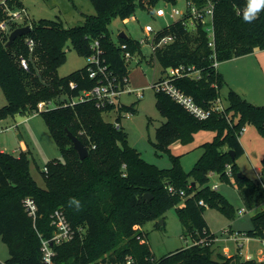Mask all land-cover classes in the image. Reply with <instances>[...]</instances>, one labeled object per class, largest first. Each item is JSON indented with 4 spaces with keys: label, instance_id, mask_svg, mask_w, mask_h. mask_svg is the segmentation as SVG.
<instances>
[{
    "label": "trees",
    "instance_id": "trees-1",
    "mask_svg": "<svg viewBox=\"0 0 264 264\" xmlns=\"http://www.w3.org/2000/svg\"><path fill=\"white\" fill-rule=\"evenodd\" d=\"M91 1L96 14L85 15L83 24L74 27H65L58 20L24 23L12 20L9 12L24 9L23 2H0V23L8 26L7 31L0 30V87L7 100L0 108V121L23 112L40 114L62 155V159L51 160L47 171L41 172L45 183L42 187L31 174L29 151H21L18 156L0 151V237L10 254L0 264H45L42 240L54 234L51 215L57 209L64 211L75 236L69 242L55 245L53 264H93L105 258L122 263L130 257L135 264H264L256 259H243L238 253L214 258L216 234L204 217L207 208L224 212L232 209L227 198L211 184L213 175L231 181L228 166L239 187H255L254 182L240 175L236 160L244 154L240 133L246 123L254 124L264 136V106L254 105L230 90L228 106L224 111L215 110L225 79L213 66V54L220 64L256 49L264 50V9L253 21L246 22L243 14L247 0H215L214 47L209 45L208 33L200 23L196 30L189 31L176 21L157 34V40L166 35L176 36L175 41L156 50L162 73L181 65L200 70L199 79L182 77L174 84L208 111L209 116L200 119L166 92H156L157 108L166 121L156 130L155 147L170 151L176 142H192L199 131L215 133L211 141L201 145V156L186 171L179 155H171L170 168H159L129 144L121 118L123 111L137 112L135 103L99 107L95 100L74 101L82 92L107 81L102 73L91 76L92 64L59 76L68 43L89 57L93 42L99 41L106 74L115 80L114 85L124 88L129 84V61L124 58L122 45L136 56L142 54V43L120 36L119 42L114 41L110 25L116 18L126 20L134 16L137 8L153 13L161 0ZM29 24L30 33L6 47L10 32ZM29 38L34 40L32 50L27 43ZM21 56L27 58L28 69L21 66ZM41 102H54L55 106L41 110ZM114 110L119 112L115 123L105 118ZM67 130L87 147L85 159L80 158ZM230 151L234 152V159ZM262 164L264 169V158ZM146 193L152 195L151 201L144 198ZM26 198H32L38 206L36 220L26 211ZM174 206L185 234L193 243L156 259L144 232L134 226L142 227L148 221L160 219ZM252 221V228L240 232L262 238L264 209Z\"/></svg>",
    "mask_w": 264,
    "mask_h": 264
},
{
    "label": "rangeland",
    "instance_id": "rangeland-1",
    "mask_svg": "<svg viewBox=\"0 0 264 264\" xmlns=\"http://www.w3.org/2000/svg\"><path fill=\"white\" fill-rule=\"evenodd\" d=\"M21 1L25 9V18L18 21L21 23L48 19L61 21L65 27H74L83 24L85 15L96 14L91 0ZM158 6L164 7L168 13L174 6L184 11L187 1L161 0ZM174 21L175 19L169 16L166 19L159 18L154 13L137 8L134 17H130L127 21L120 18L114 19L110 25V31L116 42H119L122 32L128 37L142 42V54L134 56L127 64L129 84L119 98L120 104L129 106L135 103L137 108L136 113L126 111L122 113L121 123L123 129L128 133L129 144L138 149L146 161L159 168H170L173 165L171 155H179L183 168L190 171L202 152L201 145L214 138L213 131H199L192 142L188 144L176 142L171 145L170 151H160L155 147L156 130L166 121V117L157 108V91L153 88V83L161 76L163 67L157 57L153 55L151 42L145 39L146 34L143 28L150 24L156 30H160ZM66 53V59L58 69L60 77L67 76L85 67L88 63L87 57L73 48L71 43H68ZM223 65H225L223 68L227 70L228 75L221 90L220 104L227 107L228 93L230 90H234L248 102L264 106V70L257 58L242 56L220 62V66ZM221 74L223 75V73ZM6 103V97L0 87V108ZM48 106L54 107L55 103L51 102ZM118 114L119 112L114 110L105 118L115 123ZM22 141L27 145L24 151L30 153L31 174L40 186L45 187L41 172L45 170L51 160L62 159V155L40 114L23 112L0 121V148H5L7 152L18 156L22 151ZM240 141L244 148V154L236 160L239 173L254 182L255 187L253 189L248 186L239 187L233 175L229 176L230 182L222 181L217 175H214L211 184H217L218 191L232 205L230 212L216 208H207L204 212L210 229L219 240L227 239L230 236L227 232L228 228L235 231L252 228V217L264 209V187L257 177V173L263 170L264 136L254 124L246 123L240 133ZM134 229L144 232L156 259L193 243L192 239L185 234L176 206L169 208L162 218L148 221L142 227L135 225ZM247 248L252 254L257 255L256 258L264 261V242L261 241V238L252 240L249 247L246 246L244 250H248ZM9 256V248L0 237V261L5 262ZM213 256L217 257L215 253Z\"/></svg>",
    "mask_w": 264,
    "mask_h": 264
},
{
    "label": "built area",
    "instance_id": "built-area-1",
    "mask_svg": "<svg viewBox=\"0 0 264 264\" xmlns=\"http://www.w3.org/2000/svg\"><path fill=\"white\" fill-rule=\"evenodd\" d=\"M187 7L184 11L179 10L176 6H174L171 11L168 13L166 9L162 6H157L153 13L159 17L166 19L167 16L174 18L175 21H180L183 25L189 30L194 31L197 29V24H203L205 30L208 33L210 42L209 45L214 47V12L216 7L215 0H186ZM2 3H5V0H2ZM25 9L10 11L9 15L12 20H21L25 18ZM134 17V16H133ZM127 21V19L125 20ZM170 25V24H169ZM168 26V25H167ZM163 29V28H162ZM160 29V30H162ZM0 30L7 31L8 26L5 22L0 23ZM160 30H156L152 25L147 24L143 31L146 34V40L151 42L152 52L155 55L156 50L162 48L173 41H175V35H166L160 37L157 40V34ZM143 39V40H145ZM27 43L32 50L34 47V40L28 39ZM142 43V42H141ZM126 45H122V49L125 50L124 58L126 61H130L134 58V56L126 50ZM93 53L87 57L88 63L92 64V77H96L98 73H102L106 75V82H101L96 85L91 90H87L81 93L78 98H75L74 101L79 100H95L99 107H105L107 105H119L120 96L126 91V87L128 84L122 88L120 86L114 85V79L109 78L106 74L107 67L102 65L101 55L102 49L100 48L99 41H94L92 44ZM213 66L218 68L219 62L216 59L215 53L213 54ZM20 64L24 69H28V60L25 57L20 58ZM96 67V69L93 68ZM182 77H190L192 79H199L201 77L200 70L196 69L194 66L185 67L183 65L178 67H170L161 74V76L153 83V88L159 92L163 91L169 94L174 100L182 104L189 112L194 114L196 117L200 119H205L209 116V112L200 108L191 96H188L184 92H182L175 84L174 81L182 78ZM71 86L74 87V83H71ZM141 95V94H138ZM47 103L42 102L39 104V109L44 110L48 108ZM217 111H224L225 107L220 104V100L217 102L214 107ZM118 125V124H117ZM45 171L47 168L45 167ZM227 175L232 176L231 167L227 168ZM257 177L259 181L263 184L264 187V169L261 172L257 173ZM213 189H217V185H212ZM170 192H174L173 187H169ZM183 194V192L181 193ZM200 204L204 205L203 201H200ZM24 205L26 211L29 216L36 220L38 215V206L36 202L32 198H26L24 200ZM243 212V211H242ZM52 225L55 227V231L53 236L50 239L42 240V252H43V261L45 264H53V258L55 256V245H61L63 243L71 241L75 236V231L73 230L70 222L68 221L65 213L61 209H57L51 215ZM231 239L237 242V245L240 249L243 248V241H248L251 239L246 233L236 231L231 233ZM261 241L264 242V236L261 238ZM242 254V251H240ZM246 259H253L252 256L247 255ZM93 264H135V260L133 258H127L124 262L118 263L110 261L108 258L100 259L98 262ZM155 264V263H151Z\"/></svg>",
    "mask_w": 264,
    "mask_h": 264
},
{
    "label": "crops",
    "instance_id": "crops-1",
    "mask_svg": "<svg viewBox=\"0 0 264 264\" xmlns=\"http://www.w3.org/2000/svg\"><path fill=\"white\" fill-rule=\"evenodd\" d=\"M245 57H254V58H257V60L259 61V64L260 66L262 67V69L264 70V50H261V49H256L253 53L249 54V55H246ZM225 65H223L222 67L220 66V64L218 65V70L220 73H223V77L225 78V80L227 79V75H228V72L225 68ZM227 81V80H226ZM21 149L22 151H24L27 147V145L22 141L21 142ZM0 151H6L5 148H0ZM203 152V151H202ZM201 152V154H202ZM201 154H199L198 156V159L199 157L201 156ZM197 159V160H198ZM214 177V175L212 176V178ZM212 180V179H211ZM212 182V181H211ZM212 185H217V184H212ZM218 190V185H217V189ZM183 206V204H182ZM209 226V225H208ZM210 228V227H209ZM250 229V228H249ZM247 229V230H249ZM211 230V229H210ZM247 230H237V231H247ZM212 231V230H211ZM227 232H229V237L227 239H223V240H219L217 237L215 238V242L213 244V249H214V253L216 254V256H220V255H223V256H227V257H230V256H233L235 254H240L242 256L243 259H246V256L247 255H250L252 256L253 259H256V260H259V261H263L261 259H258L256 258L257 255L255 254H252L250 251H249V248H247L248 250H244L246 248V246L249 247V244L251 243L252 240H259V238H251L249 239L248 241L244 240L243 243H244V246L242 249H240L237 245V242L236 241H233L231 239V233L233 232H236L235 230H232L231 228H228L227 229ZM214 233V232H213ZM231 245V246H230ZM232 249V250H231ZM240 251H242V254L240 253ZM258 254V253H257Z\"/></svg>",
    "mask_w": 264,
    "mask_h": 264
},
{
    "label": "water",
    "instance_id": "water-1",
    "mask_svg": "<svg viewBox=\"0 0 264 264\" xmlns=\"http://www.w3.org/2000/svg\"><path fill=\"white\" fill-rule=\"evenodd\" d=\"M31 30H32V26L29 24V25H24V26L18 27L16 29H14L13 31H11L9 34V39L6 43V47H9L16 40V38L22 37V36L30 33ZM120 37L128 38V36L124 32H122L120 34ZM67 132H68V136L71 139L73 146L77 150L80 158L85 159L88 156L87 147L82 143V141L78 137H76L74 134H72V132H70L69 130H67ZM229 153L231 154L232 158L234 159L235 158L234 152L230 151ZM144 198L148 201H151L152 195L150 193H146L144 195ZM161 222H163V221H161Z\"/></svg>",
    "mask_w": 264,
    "mask_h": 264
},
{
    "label": "clouds",
    "instance_id": "clouds-1",
    "mask_svg": "<svg viewBox=\"0 0 264 264\" xmlns=\"http://www.w3.org/2000/svg\"><path fill=\"white\" fill-rule=\"evenodd\" d=\"M261 9H264V0H248L243 19L246 22L253 21Z\"/></svg>",
    "mask_w": 264,
    "mask_h": 264
}]
</instances>
